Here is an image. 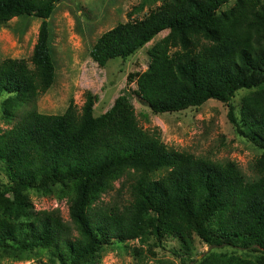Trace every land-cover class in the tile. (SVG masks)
Segmentation results:
<instances>
[{
    "label": "trees",
    "instance_id": "1",
    "mask_svg": "<svg viewBox=\"0 0 264 264\" xmlns=\"http://www.w3.org/2000/svg\"><path fill=\"white\" fill-rule=\"evenodd\" d=\"M61 1L0 0V23L24 14L42 20L29 59H0L2 113L12 125L0 129V160L9 177L0 183V214L8 220L0 232V256L1 250L38 248L49 255L47 264H91L111 238L170 233L188 248L187 237L195 234L211 247L246 252H214L198 264H264V0H235L231 7V0H162L144 17L131 16L102 34L91 50L105 66L169 29L150 49L151 62L135 93L156 113L210 99L226 103L238 132L263 149L250 165L252 174L234 160L169 149L159 133L139 125L128 91L122 97L129 115L119 122L110 117L117 106L95 117L91 91L81 109L72 103L64 114L40 112L38 97L54 77L48 18ZM241 89L248 92L238 113L232 100ZM103 120L112 138L90 148L87 140ZM125 167L135 173L131 199L111 212L89 214L91 201ZM160 168L169 171L149 176ZM63 178L73 182L70 220L29 212L24 191Z\"/></svg>",
    "mask_w": 264,
    "mask_h": 264
},
{
    "label": "rangeland",
    "instance_id": "2",
    "mask_svg": "<svg viewBox=\"0 0 264 264\" xmlns=\"http://www.w3.org/2000/svg\"><path fill=\"white\" fill-rule=\"evenodd\" d=\"M161 2L162 0L59 2L48 18L54 77L50 88L38 97V110L45 114H64L72 103L77 109H81L87 92L91 91L96 97L95 117L100 118L117 106L110 117L119 122L129 115V102L122 97L128 91L139 125L151 133H159L162 143L169 149L190 152L212 161L234 160L247 174H252L250 165L261 155L263 149L238 132L229 120V107L226 103L210 99L200 106L181 111L156 113L143 96L135 93L141 90L140 78L151 62L150 49L168 34L169 29L157 34L127 58L115 57L105 66L93 59L91 50L102 34L117 24L128 21L131 16L144 17L157 9ZM234 3L235 0H231L227 6L231 7ZM41 22L35 16L24 14L0 23V59H29ZM247 92L246 89L239 90L232 100L238 113ZM5 97V94L0 95V129L3 130L12 127L5 121L2 113V101ZM20 112L18 111V115ZM18 119L17 116L16 120ZM103 122L87 140L90 148H96L104 139L112 138V128L105 120ZM168 171V168H160L149 176L161 178ZM134 175V169L125 167L121 175L109 181L101 189L99 196L91 201L88 213L100 215L122 208L131 199L130 184ZM8 180L5 163L0 160V183ZM72 186V181L63 178L43 184L38 187V191L34 187L24 191L30 203L29 212L34 215L49 213L59 216L63 221H69ZM2 190L1 187L0 191ZM7 222L0 214V232L7 226ZM187 239L189 248L170 233H162L160 237L150 235L146 239L111 238L103 242L91 264H198L214 252H236L242 256L246 253L228 246L211 247L195 234ZM1 254L0 264L49 263V255L38 248L25 250L23 253L1 250Z\"/></svg>",
    "mask_w": 264,
    "mask_h": 264
}]
</instances>
